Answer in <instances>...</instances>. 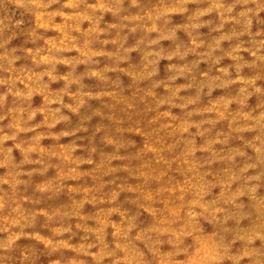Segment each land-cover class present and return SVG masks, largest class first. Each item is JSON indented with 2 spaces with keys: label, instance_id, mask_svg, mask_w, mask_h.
<instances>
[{
  "label": "clouds",
  "instance_id": "obj_1",
  "mask_svg": "<svg viewBox=\"0 0 264 264\" xmlns=\"http://www.w3.org/2000/svg\"><path fill=\"white\" fill-rule=\"evenodd\" d=\"M0 264H264V0H0Z\"/></svg>",
  "mask_w": 264,
  "mask_h": 264
}]
</instances>
